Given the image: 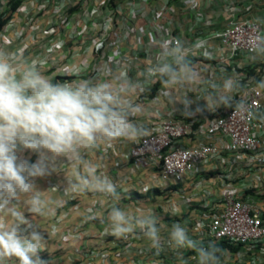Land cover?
<instances>
[{
	"label": "clouds",
	"instance_id": "clouds-1",
	"mask_svg": "<svg viewBox=\"0 0 264 264\" xmlns=\"http://www.w3.org/2000/svg\"><path fill=\"white\" fill-rule=\"evenodd\" d=\"M249 30L247 59L264 60V18L250 20ZM150 39L159 51L141 79L102 74L95 80L56 83L18 50L0 44V264H50L39 255L47 250L50 234L47 232L46 239V231L33 220L49 214L37 179L62 174L65 194L121 198L118 184L98 169L90 155L117 143L138 144L151 135L137 120L143 107L133 103L132 97L152 83L158 81L170 102H180L185 109L192 103L188 93L193 92L209 111L231 107L232 115L264 122V113L241 95L245 86L237 77L221 74L208 79L193 64L192 56L213 58L206 39L192 44L178 38ZM259 87L264 88V81ZM26 151L37 155L35 163L25 158ZM25 208L32 214L31 220L26 218ZM172 214H177L175 207ZM100 217L102 213L89 210L85 220ZM158 224L159 218L151 210L137 216L113 204L107 210L105 234L128 239L139 229L157 255L167 247L180 264H187L183 251L191 250L197 264H223L225 250L193 239L186 225L174 223L163 236Z\"/></svg>",
	"mask_w": 264,
	"mask_h": 264
},
{
	"label": "crops",
	"instance_id": "crops-1",
	"mask_svg": "<svg viewBox=\"0 0 264 264\" xmlns=\"http://www.w3.org/2000/svg\"><path fill=\"white\" fill-rule=\"evenodd\" d=\"M133 0H124L117 5L118 12L125 19L130 11L128 3ZM90 5L100 13H108V0H87ZM160 2V5H158ZM134 3H138V0ZM138 9V6H136ZM118 15V16H120ZM149 22L136 19V31L139 37H133L135 55L138 65L126 77L137 80L139 75L150 65L156 62L159 49L151 43V37L156 39H171L177 36L186 44H192L197 39H206L209 42L213 58L208 59L203 55L190 57L193 64L200 69L208 79L215 80L221 74L237 77L248 68H254L257 76L253 81L250 75L244 79L245 87L259 84L264 81V60L250 61L247 56L237 53L229 56L222 46L219 33L227 26L228 22L235 19L264 18L261 10L254 0H150ZM153 18V19H152ZM127 23V22H126ZM128 24V23H127ZM163 30L160 34L159 32ZM130 43L124 42L125 50ZM145 54V56H144ZM119 56L114 55V57ZM122 58H129V53H121ZM240 70V71H239ZM122 69L98 72L95 79L104 75H120ZM108 73V74H105ZM54 82H56L54 80ZM145 91L133 95V103L143 107V114L137 120L152 130L161 116L174 115L186 116L194 121V133L190 139L183 140L185 145H195L199 142H213L219 150L218 157L208 164L198 168L196 173L190 174L185 185L186 191H181L180 185H170L164 181L157 167L140 168L133 165L128 158V151L132 144L117 143L98 152L92 153L93 159L100 171L109 175L118 184L120 194L118 201L104 199L91 193L81 195H68L63 192L66 186L64 176L59 174L55 183H40L43 196L47 200L49 214L34 216L33 220L44 232L45 238H50L47 250L39 255L42 259L50 260V264H179L177 255L165 247L158 255L154 249L149 248V242L143 237L139 229L133 234L134 238L117 239L105 234L107 228V210L113 204L129 211L133 215H140L146 210H151L159 218L158 226L161 234L167 235L174 223H181L189 228V235L206 245V231L201 228L200 222L205 212L199 214L190 210L193 203L212 204L221 203L226 196L250 198L255 206L264 211V168L249 166L244 157L238 153L228 151L223 142L214 140L206 133V123L214 113L209 111L205 101L197 99V94L188 93L191 105L185 109L180 102L172 104L160 84L153 94ZM139 94H144L137 98ZM151 95V96H150ZM200 111H197V109ZM262 113H264V102ZM264 142V133L262 136ZM210 170L228 172L221 178L231 183H203L202 176ZM221 180V179H220ZM157 189L158 192H155ZM135 193L140 197L136 198ZM103 200V203H101ZM177 214H172L173 208ZM92 212L102 213V217L94 220H85V216ZM187 213L180 220L178 216ZM26 218L32 219V214L24 209ZM112 237L111 240H108ZM111 241L117 242L112 244ZM264 245V243H263ZM259 257L263 251L258 252ZM238 254H247L238 251ZM184 259L189 264H197L195 253L191 250L183 251ZM174 257L176 262L174 263ZM247 257L248 254H247ZM12 264V262H9Z\"/></svg>",
	"mask_w": 264,
	"mask_h": 264
},
{
	"label": "rangeland",
	"instance_id": "rangeland-1",
	"mask_svg": "<svg viewBox=\"0 0 264 264\" xmlns=\"http://www.w3.org/2000/svg\"><path fill=\"white\" fill-rule=\"evenodd\" d=\"M11 1L0 0V15H4L6 19L0 29V44L18 50L22 56L35 62L53 83L95 80L98 72H108L110 69H122L120 75L126 76L132 71L134 64L138 65L133 43V37H139L135 32V23L136 19L149 22L150 0H138L137 4L134 3L137 0H133L128 3L130 14L125 19L116 12L117 4L124 0H108V13H100L87 0H20L15 9L11 8ZM124 42L130 43L125 50L122 48ZM121 53H129L130 57L122 58ZM117 54L119 56L114 57ZM246 75H250L253 81L257 76L254 68H248L244 75L238 74L237 78L244 86ZM139 77L142 78L141 74ZM154 84L155 82L149 86L151 88L147 94H153ZM142 96L145 95L139 94L137 98ZM24 156L32 163L38 158L36 154L27 151ZM227 173L210 170L202 176V182H234L221 178ZM58 177L59 174L53 173L49 177L37 179L38 189L41 191L40 183H55ZM135 197L140 196L135 193ZM221 205L222 202L218 204ZM212 206L214 204L193 203L190 210L199 214L205 212V215H208L213 211L210 210ZM186 216L187 213H182L178 218L183 220ZM202 229L206 231L205 228ZM206 236L208 242H205L204 246L212 243L207 231ZM134 237V234H130L128 238ZM111 239L112 237H109L108 240ZM220 248L226 252V256L222 258L223 264H264V252L255 263H251L247 254L240 255L238 251L231 250L226 245ZM176 260L174 257V263ZM189 264L194 263L190 261Z\"/></svg>",
	"mask_w": 264,
	"mask_h": 264
},
{
	"label": "built area",
	"instance_id": "built-area-1",
	"mask_svg": "<svg viewBox=\"0 0 264 264\" xmlns=\"http://www.w3.org/2000/svg\"><path fill=\"white\" fill-rule=\"evenodd\" d=\"M254 2L264 11V0ZM250 20H231L219 33L220 42L230 57L237 53L247 56L245 40L250 31ZM241 95L254 109L262 112L264 88H260L259 84L250 85L244 88ZM233 111L231 107L218 108L206 123V133L214 140L223 142L228 151L242 155L247 165L264 168V122H249L232 115ZM194 128V121L186 116H161L150 136L130 146L128 158L140 168L157 167L164 181L170 185H180L181 191H186L187 177L219 155L213 142L195 145L183 143V140L191 138ZM212 204L214 206L210 210L213 211L200 222L212 243H224L228 248L237 247L236 251L243 249L249 261L255 263L259 259L258 252H264V211L257 208L252 199L234 195L226 196L221 206H218L220 203Z\"/></svg>",
	"mask_w": 264,
	"mask_h": 264
},
{
	"label": "trees",
	"instance_id": "trees-1",
	"mask_svg": "<svg viewBox=\"0 0 264 264\" xmlns=\"http://www.w3.org/2000/svg\"><path fill=\"white\" fill-rule=\"evenodd\" d=\"M19 3H20V0H12L11 1V8L12 9H15L18 5H19ZM5 22H6V19H5V17H4V15H0V29L2 28V26L5 24ZM55 80V79H54ZM160 85V83L157 81V82H155V84H154V86H153V91L158 87ZM154 191L155 192H158V190L157 189H154ZM140 196V195H139ZM216 245H218L219 247H222V246H224L225 244L224 243H222V244H216ZM228 246V245H227ZM230 249L231 250H237L238 248L237 247H234V248H231L230 247Z\"/></svg>",
	"mask_w": 264,
	"mask_h": 264
}]
</instances>
